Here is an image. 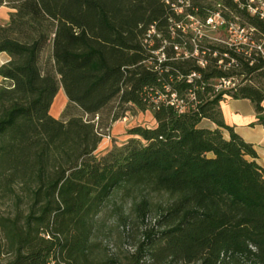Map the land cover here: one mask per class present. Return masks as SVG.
I'll return each mask as SVG.
<instances>
[{
    "label": "trees",
    "instance_id": "trees-1",
    "mask_svg": "<svg viewBox=\"0 0 264 264\" xmlns=\"http://www.w3.org/2000/svg\"><path fill=\"white\" fill-rule=\"evenodd\" d=\"M244 3L0 0V189L28 201L0 216V264H264V168L220 108L248 99L264 125V20ZM215 13L246 41L188 25ZM113 103L153 124L97 155Z\"/></svg>",
    "mask_w": 264,
    "mask_h": 264
},
{
    "label": "rangeland",
    "instance_id": "rangeland-1",
    "mask_svg": "<svg viewBox=\"0 0 264 264\" xmlns=\"http://www.w3.org/2000/svg\"><path fill=\"white\" fill-rule=\"evenodd\" d=\"M8 13H9V10L7 8L1 9L0 23H5L8 20ZM237 20L238 18L234 19V21L236 22ZM188 25L193 31H196V32L201 31L203 33L208 34L209 37L212 38L213 40L222 41V42L224 41L230 42L229 39L236 42V40H239L240 38H242L243 34H245V32L240 33L236 30L229 31V30H219V29L213 30L210 27L204 28L202 25L199 24V21L195 20L194 18H188ZM236 25H239V24H236ZM6 59H7V56L5 54H1L0 55V65L4 63ZM1 82H2V79L0 77V84ZM233 83L234 84L238 83V80H234L231 83L226 84L225 88L232 87L234 85ZM60 92L63 93L62 90H60ZM111 108H112V113L113 112L121 113L123 111H125V113L117 121L113 122L110 128H107L108 131L104 127L105 123L102 124L103 130L106 129L105 132H108L110 136L103 138L102 142L99 144L97 150L95 151L97 155L105 153L108 149L112 147L114 143L119 144L125 141L128 138V136L126 135V131L129 128L136 126V125L149 126L153 124V118L149 111L142 112L139 110H135L131 107H128L126 105L119 108V106H117L116 103H113ZM27 208H28L27 199H23V201H19L16 199L15 193L13 192L4 193L0 189V216L13 217L15 214L19 213L20 211L22 212L26 211ZM100 228L102 231L101 236H104L107 239V241L110 244H112L118 236V232H117V229L115 228L113 218H106L104 225ZM3 242H4L3 236L0 231V244H2Z\"/></svg>",
    "mask_w": 264,
    "mask_h": 264
},
{
    "label": "crops",
    "instance_id": "crops-1",
    "mask_svg": "<svg viewBox=\"0 0 264 264\" xmlns=\"http://www.w3.org/2000/svg\"><path fill=\"white\" fill-rule=\"evenodd\" d=\"M5 8L7 7L5 6L0 7V11L1 9H5ZM8 10L10 11V9ZM7 60H8V56L6 61ZM65 98L59 97L58 102L60 101L65 102L66 101ZM58 102L55 103L53 101L49 111L50 114L57 119L60 117V114L63 110L62 108L60 112L56 111L54 105H57ZM220 108L225 123L233 127L234 131L237 134H239L242 137V139L253 145L257 153L256 162L262 168H264V125L258 122L257 115L251 101L248 99H233L226 96L220 102Z\"/></svg>",
    "mask_w": 264,
    "mask_h": 264
},
{
    "label": "built area",
    "instance_id": "built-area-1",
    "mask_svg": "<svg viewBox=\"0 0 264 264\" xmlns=\"http://www.w3.org/2000/svg\"><path fill=\"white\" fill-rule=\"evenodd\" d=\"M234 2L239 3V0H233ZM243 7H245L247 9V11L251 14V15H256L258 16L261 20H264V0H245V3L242 5ZM226 24L227 25V30L231 31V30H236L240 33L245 32V34H243L242 38H240L239 40L233 41L231 39L230 42L226 41L229 44H237L240 41H246V34L249 31L246 28L240 27L236 21H232L230 20L229 22L225 21L222 16L218 13L213 14L211 17H209L206 20V25L208 27H210L211 29L215 30L218 29L220 26ZM252 43L255 45V47L257 49H259L261 51L262 54H264V40H262L260 43H256L253 42ZM223 87L226 86V84L231 83L232 81L227 80V81H223ZM234 84V83H233ZM220 86V85H219Z\"/></svg>",
    "mask_w": 264,
    "mask_h": 264
},
{
    "label": "bare ground",
    "instance_id": "bare-ground-1",
    "mask_svg": "<svg viewBox=\"0 0 264 264\" xmlns=\"http://www.w3.org/2000/svg\"><path fill=\"white\" fill-rule=\"evenodd\" d=\"M59 97L65 98L64 94H63L62 92H59V93L56 95V97L54 98V102H55V103L58 102ZM64 104H65L64 101H60V102H58L57 105H54L55 108H56V111H57V112H60V110H62V108L64 107Z\"/></svg>",
    "mask_w": 264,
    "mask_h": 264
}]
</instances>
